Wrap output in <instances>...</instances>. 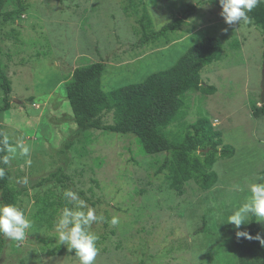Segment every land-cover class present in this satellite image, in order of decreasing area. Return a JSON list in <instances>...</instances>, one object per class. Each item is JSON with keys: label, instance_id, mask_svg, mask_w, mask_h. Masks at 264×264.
I'll return each mask as SVG.
<instances>
[{"label": "rangeland", "instance_id": "1", "mask_svg": "<svg viewBox=\"0 0 264 264\" xmlns=\"http://www.w3.org/2000/svg\"><path fill=\"white\" fill-rule=\"evenodd\" d=\"M200 1H10L5 11L13 15L0 23V50L12 85L11 107L0 113V124L10 142L23 139L31 147V166L17 152L9 153L8 167L21 193L17 204L33 226L22 242L3 237L0 264H79L55 230L67 205L65 189L105 218L92 225L101 247L95 264H239L237 229L227 217L250 196L244 178L264 175L263 32L250 13L249 23L229 26L219 6ZM191 5L196 11L180 29L159 42H143V7L156 31ZM207 37L223 44L221 60L201 72L203 84L216 92L187 96L186 122L209 117L235 155L215 163L218 182L210 191L191 182L180 196L165 173L157 174L166 154L145 155L133 136L79 133L65 83L76 68L104 62L106 92L139 84L174 66ZM104 122L113 123L112 114ZM56 172L69 179L43 181ZM25 176L26 185L19 182ZM237 184L245 191L237 192ZM113 215L120 217L116 226L108 223ZM255 226L264 237V222L255 220ZM250 229L251 221L239 230Z\"/></svg>", "mask_w": 264, "mask_h": 264}, {"label": "trees", "instance_id": "2", "mask_svg": "<svg viewBox=\"0 0 264 264\" xmlns=\"http://www.w3.org/2000/svg\"><path fill=\"white\" fill-rule=\"evenodd\" d=\"M10 1L0 0V23L13 15L5 11ZM128 1V6H146L144 0ZM204 3L221 8L219 0L200 1V4ZM142 9L144 12L139 20L142 39L144 43H151L164 40L169 33L180 29L196 11V6H189L182 17L156 31L151 30L146 8ZM250 15L261 26L264 42V3H259ZM222 55V41L207 37L193 45L171 68L148 76L142 83L129 84L109 92L102 86L106 70L104 62L76 68L71 79L65 83V90L78 132L88 135L93 131H102L133 136L145 155H167L157 168V174H166L171 190L181 196L186 185L193 182L201 192L210 191L218 182V175L213 170L215 163L232 158L234 147L224 144L221 133L213 127L209 117L200 116L193 123L186 122V97L194 93L208 95L216 92L215 87L203 84L201 72L213 62L220 61ZM11 93V80L0 50V113L10 109ZM260 109L264 114V104ZM105 114H112L113 123L104 122ZM0 133L6 134L2 124ZM2 139L0 136V141ZM4 155L9 156V153L0 151V157ZM0 167L5 169V175L0 178V203L17 204L21 193L12 185L8 164H0ZM68 179L61 172H56L43 181L63 183ZM251 220L252 229L248 232L255 237L258 234L255 218L252 216ZM3 237L0 235V255L5 248ZM235 242L239 264H264V247L259 240L237 239L235 235Z\"/></svg>", "mask_w": 264, "mask_h": 264}, {"label": "clouds", "instance_id": "3", "mask_svg": "<svg viewBox=\"0 0 264 264\" xmlns=\"http://www.w3.org/2000/svg\"><path fill=\"white\" fill-rule=\"evenodd\" d=\"M219 3L222 8L221 17L227 25L232 26L241 22L249 23L248 13L259 3H264V0H219ZM224 31H227V29ZM0 136L3 137L0 141L3 145L0 151H6L13 155L18 152L20 157L26 158L25 164L31 166V147L23 139L10 142L7 134L0 133ZM9 159L8 155L0 157V164L7 165ZM4 175L5 169L0 167V178ZM19 182L26 185L29 179L25 176ZM244 185L250 192V196L227 217V224H231L237 229V239H255L259 240L261 245H264V237L260 234L253 237L248 231L239 230L242 225L252 221L249 219L250 216H254L257 222H264V175L255 176L252 180L245 177ZM234 188L237 192L245 191V187L240 184L235 185ZM63 197L67 201V205L60 211L55 224L58 242L66 246L69 252L74 251L79 264H95L96 258L101 252V247L98 243L100 237L92 230V225L103 221L105 218L103 215H98L96 209L88 205L72 189H65ZM108 223L111 226H116L120 223V217L113 215ZM32 226L33 221L19 204L0 203V235L11 241L22 242L27 238Z\"/></svg>", "mask_w": 264, "mask_h": 264}, {"label": "water", "instance_id": "4", "mask_svg": "<svg viewBox=\"0 0 264 264\" xmlns=\"http://www.w3.org/2000/svg\"><path fill=\"white\" fill-rule=\"evenodd\" d=\"M261 103L264 104V74L262 79V95H261Z\"/></svg>", "mask_w": 264, "mask_h": 264}]
</instances>
